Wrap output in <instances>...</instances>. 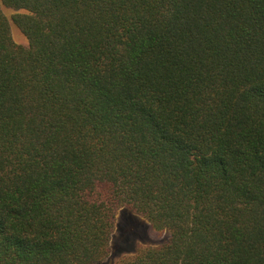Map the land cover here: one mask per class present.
I'll return each mask as SVG.
<instances>
[{
    "label": "trees",
    "instance_id": "trees-1",
    "mask_svg": "<svg viewBox=\"0 0 264 264\" xmlns=\"http://www.w3.org/2000/svg\"><path fill=\"white\" fill-rule=\"evenodd\" d=\"M120 208L170 238L116 264H264V0H0V264H102Z\"/></svg>",
    "mask_w": 264,
    "mask_h": 264
},
{
    "label": "rangeland",
    "instance_id": "rangeland-1",
    "mask_svg": "<svg viewBox=\"0 0 264 264\" xmlns=\"http://www.w3.org/2000/svg\"><path fill=\"white\" fill-rule=\"evenodd\" d=\"M4 11L9 18L15 10L4 6ZM13 25V37L16 42L27 46L28 40L23 33ZM170 231L155 229L149 220L133 213L127 208L117 211L116 226L112 234L111 252L102 264H116L121 258L135 254L141 246H158L167 242Z\"/></svg>",
    "mask_w": 264,
    "mask_h": 264
}]
</instances>
